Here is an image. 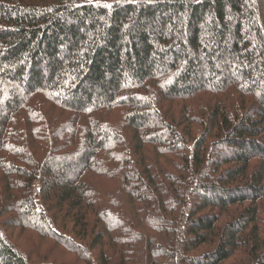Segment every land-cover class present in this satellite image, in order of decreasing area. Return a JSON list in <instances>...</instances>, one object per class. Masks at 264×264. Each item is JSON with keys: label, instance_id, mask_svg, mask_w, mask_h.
Segmentation results:
<instances>
[{"label": "trees", "instance_id": "trees-1", "mask_svg": "<svg viewBox=\"0 0 264 264\" xmlns=\"http://www.w3.org/2000/svg\"><path fill=\"white\" fill-rule=\"evenodd\" d=\"M0 264H264V0H0Z\"/></svg>", "mask_w": 264, "mask_h": 264}, {"label": "rangeland", "instance_id": "rangeland-1", "mask_svg": "<svg viewBox=\"0 0 264 264\" xmlns=\"http://www.w3.org/2000/svg\"><path fill=\"white\" fill-rule=\"evenodd\" d=\"M1 229L4 233L7 234H12L13 232V240H15L19 246L22 248L23 253L28 257V258H32V259H39L41 260V258L38 256L39 252H44V246L43 243H41L40 238L37 236V234H34L33 232H28L26 233V235L24 233H19L18 229L15 230L13 228H10L8 230V228H6V226L4 224L1 225ZM45 239H43L42 241H44ZM37 247L35 244H37ZM36 247V248H35ZM206 249H202L200 250L199 253H203V251ZM31 256V257H30ZM69 259H72V257H67Z\"/></svg>", "mask_w": 264, "mask_h": 264}]
</instances>
